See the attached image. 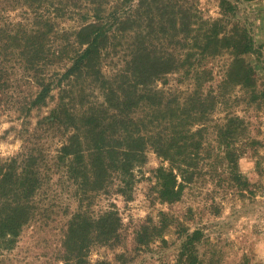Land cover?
<instances>
[{
	"label": "rangeland",
	"instance_id": "374dc122",
	"mask_svg": "<svg viewBox=\"0 0 264 264\" xmlns=\"http://www.w3.org/2000/svg\"><path fill=\"white\" fill-rule=\"evenodd\" d=\"M5 1L2 0L1 8ZM227 1L231 16L225 17L222 0H189L204 20L221 19L227 30L236 28L240 33L244 28L247 30L262 54L259 57L247 55L245 59L255 66L256 88L263 92L264 0ZM54 2H59L58 6L46 14L49 15L53 8H65L61 16L54 18L52 32L57 33L54 41L60 47L65 42L76 41L73 39L75 29L87 24L86 15L89 16L94 5L93 0ZM137 3L135 0L133 4ZM16 5L18 7L13 8ZM109 6V3L104 5L108 15L112 10ZM112 6H121V1L112 0ZM7 8L10 9L2 13L0 24L7 23L9 29L28 30L29 33L36 22L34 8L17 2ZM134 36L123 34L120 38H110L107 47L111 52L105 51L101 61L103 74L113 76L120 68L119 55L115 51L132 42ZM74 44H70L68 50H72ZM66 58H53L55 62L47 72L59 70L62 75L72 62ZM201 62L208 64L205 83L190 74L167 75L154 84L151 92L159 106L154 107L144 100L133 112L126 113L135 120L156 112L165 113L171 100L175 101L173 106H178L194 96L192 93L196 90L204 94L210 106L216 99V111L210 119L192 121L197 122L192 125L194 131H203L196 138L203 140L200 153L193 158L182 154L174 164L155 150L146 148L142 160L134 161L130 174L110 169L103 190L83 189L81 192L69 179L66 168L54 167L50 173L47 169L56 163L53 159L57 161L60 148L71 142L72 122H83V108L97 103L99 96L94 90L102 92L101 81L90 85L93 77L85 75V93L80 92L77 85L64 91L68 81L62 86L56 81V87L46 100L33 105L38 88L10 55L6 64L15 82L9 91L5 90L0 105V161H8L24 152L35 154L46 184L33 197L35 219L21 231L10 249L1 252L0 264L71 263L69 259L73 260L76 253L69 251L66 244L70 228L76 221H83L86 229L75 227L78 230L75 242L88 235L84 250L86 264H178L183 241L196 231L201 232L197 249L203 264H264V102L251 101V92L239 85L236 77L226 80L227 72L236 67L231 50ZM202 83L203 86L198 87ZM62 108H66L65 112L70 109L73 118L66 116ZM57 112L62 118L53 120L51 115ZM232 117L239 119L234 123H241V129L234 134L241 140L235 151L236 171L225 149L221 148L222 128ZM80 140L82 146H86V138ZM23 164L21 157L20 166ZM21 168L18 173L22 172ZM161 169L174 170L178 174L182 193L175 202H169L162 195L163 187L158 177ZM108 212L120 218L118 235L112 241L100 239V233L112 223L102 220ZM78 215L81 216L78 218Z\"/></svg>",
	"mask_w": 264,
	"mask_h": 264
},
{
	"label": "trees",
	"instance_id": "16d2710c",
	"mask_svg": "<svg viewBox=\"0 0 264 264\" xmlns=\"http://www.w3.org/2000/svg\"><path fill=\"white\" fill-rule=\"evenodd\" d=\"M46 1L6 0L2 8L0 5V19L2 13L10 9L7 7L12 2L30 6L37 14L29 33L28 30L9 29L7 23L0 24V105L5 90L9 91L15 82L6 64L10 61V55L26 72L27 79L32 80L38 88L33 105L46 100L56 87V81L58 85L68 81L64 91L77 85L83 93L87 89L85 75L93 77L90 85L101 81L102 92L96 93L99 90H94L99 96L97 103L92 102L83 108V122H72L71 142L60 148L56 155L57 161L53 159L56 163L47 169L50 173L54 167L66 168L69 179L77 184L81 192L83 189L103 190L110 169L130 174L134 161L142 160L146 148L155 150L174 164L182 154L193 158L200 153L203 140L196 138L203 131H194L192 125L197 122L192 121L210 119L217 105L216 99L211 106L208 105V99L204 98L201 91H194V96L178 106H173L172 102L175 101L171 100L165 113L149 114L141 120L126 115L144 100L154 107L159 106L151 92L154 91V84L167 75L190 74L205 83L208 64L204 65L201 61L231 50L236 67L227 72L226 80L236 77L237 83L251 92V101L264 102V91L259 92L255 84L257 70L245 59V56L253 54L259 57L262 54L260 47L245 28L240 33L236 28H224L221 19L215 22L204 20L189 0H137V4H133L135 0H120L121 6H112V0H93L91 15H86L87 24L75 29L73 33L76 41L65 42L60 47L54 41L57 33L52 32L54 18L61 16L65 8H53L48 15L46 12L57 7L59 2ZM108 3L111 5L109 10L112 9L109 15L106 12L108 9L104 8ZM221 4L224 16H231L230 7L227 6L229 1L222 0ZM230 23L227 22L228 25ZM123 34H135L134 40L115 51L121 66L113 73L114 77L103 74L102 57L111 52L107 43L111 37L120 38ZM72 43H75L72 50H68ZM63 57L72 61L66 72L62 75L59 70L48 73V67L55 62L53 58ZM202 86L203 83L198 85ZM65 109L62 108V111L65 112ZM65 115L69 118L74 116L70 109L66 110ZM51 118L58 120L62 116L57 112ZM238 120L235 117L229 120L227 128H222L221 139V148L225 149L234 171L237 167L235 151L241 142L234 135L241 129V123H234ZM82 137L86 138V146H82ZM21 157L24 161L22 166ZM87 157L90 159L86 160ZM38 161L35 154L25 152L8 161H0V255L12 247L21 231L36 217L33 197L46 184L42 167L36 164ZM20 167L22 172L18 173ZM158 177L163 187V197L169 202L177 201L182 193L178 185V174L174 170L161 169ZM102 220L113 224L100 233V239L112 241L118 235L120 218L114 212H108ZM82 224L83 221H76L70 228L66 246L69 251L76 253V257L69 259L72 261L69 264H86L84 250L88 245V235L85 234L79 241L74 240L77 228L86 229ZM200 235V231L187 235L181 246L178 264H203L197 249Z\"/></svg>",
	"mask_w": 264,
	"mask_h": 264
}]
</instances>
